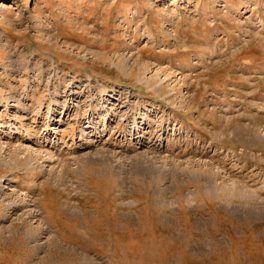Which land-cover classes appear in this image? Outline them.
Listing matches in <instances>:
<instances>
[{
  "label": "rangeland",
  "instance_id": "374dc122",
  "mask_svg": "<svg viewBox=\"0 0 264 264\" xmlns=\"http://www.w3.org/2000/svg\"><path fill=\"white\" fill-rule=\"evenodd\" d=\"M0 264H264V0H0Z\"/></svg>",
  "mask_w": 264,
  "mask_h": 264
}]
</instances>
